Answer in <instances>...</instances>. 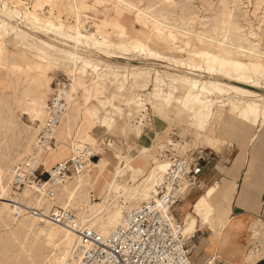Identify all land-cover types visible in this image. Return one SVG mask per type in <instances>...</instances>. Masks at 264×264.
<instances>
[{"label": "rangeland", "instance_id": "rangeland-1", "mask_svg": "<svg viewBox=\"0 0 264 264\" xmlns=\"http://www.w3.org/2000/svg\"><path fill=\"white\" fill-rule=\"evenodd\" d=\"M6 1L11 8L22 14H31V22L35 25L40 23L43 27H51L56 31H60L64 26L76 27L83 33L82 35H92L95 39L89 43L90 49H100L113 55V58L100 55L101 65L116 68L119 72L108 79L103 87L104 99L99 102H85L82 88L75 87L73 91L71 90V98L74 101L70 110L72 113L70 130L64 129L65 137H58V133L56 134L54 146L51 148L56 150V144L59 143L64 149L53 155L60 156L61 162L69 159L73 153L70 152L71 143L77 140L80 133H87L92 142V145L87 147L95 151L97 156L89 164L87 171L83 172L82 183H77V176L73 175L66 185L68 191H75L73 199L66 206V195L62 188L58 191L57 198L49 202H45L30 190L29 197L25 198V191H16L11 186L9 170L12 166L19 165L25 157H29L33 162L34 158L38 159L40 162L35 166H43L45 172L52 167L50 165L46 169L43 165L47 155L39 149L36 136L46 115V111L44 112L42 108L43 104L47 103L55 84L69 78L64 70L58 67L38 73L36 64L39 59L37 52L31 46L34 44L32 40L22 41L20 38L16 40L8 36L0 41V264H53L56 251L65 246V237L61 234L57 235L52 243H48L44 236L39 235L40 229L33 219L15 220L12 215L13 208L8 203L9 197L21 200L26 205L55 204L69 209L81 218L85 216L88 221L90 213L86 212V206L91 201L100 202L98 198L93 197L88 187L93 175L92 170L100 156L115 159L124 155L135 157L140 152H145L149 160V168L154 171L162 165L168 167L172 157L202 156L210 162L208 169H212L222 159H224L223 166L229 167L237 155L236 147L251 146L244 138L236 137L232 127L223 129L221 126L223 130L217 131L213 123H210L211 131L208 135L205 134V124L202 120L196 119L197 104L192 100L183 105L184 115L179 120L174 112L175 102L167 98L165 89L161 86L154 87L153 84H149V87L144 89L141 79L135 83L131 82L128 87L115 82L121 76L127 75L126 70L130 69V66H147L178 74L171 67H165V64L133 58L125 52V45L134 42V38H138L144 28L148 29L146 32L150 40L160 43L158 44L160 46L149 43V47L166 56L175 54L166 50L167 46L161 38L170 43L171 38L174 37L172 42L183 50L180 54L183 58H187L188 47L193 48V45L195 47L205 42L209 48H216L219 42H223L229 52L233 49L237 53L263 59L264 0ZM17 30L21 32L20 34L29 33L31 37L49 41L39 33L28 31L21 24L17 26ZM99 38L105 40V46L98 44ZM37 46L41 47V44ZM252 47L256 48L252 49ZM89 84L86 79L83 87L87 88ZM256 93L264 96V85L259 87ZM35 112L41 115L34 117ZM233 121L234 119H231L228 122ZM204 135L213 138L212 147H206L203 141ZM253 149L250 151L254 165L253 173L258 176L264 175V161H262L264 147L257 145ZM50 158L48 157V160ZM147 177L148 174L140 179L137 185L131 183L129 176L125 177V181L132 189H140L139 185H142ZM252 180L254 181V178ZM217 185V192L211 203L218 213L223 215L227 211L223 207L225 205L217 199L221 190L218 182ZM156 186L152 188L156 190ZM125 197L126 200L119 203L120 216L138 202L136 199L127 200L128 196ZM181 203L183 202L178 204ZM191 209L190 212L180 209L182 213L187 214V219H191L188 227L187 222L183 221L186 234H192L199 229V219L193 213L194 209L192 207ZM176 210L181 219L180 211ZM204 210L205 214L207 212L212 214L208 206ZM210 219L214 220L212 217ZM103 221H98L96 225L100 226ZM205 225L200 227V231L204 232L199 233L198 236L207 241L211 228L210 225ZM258 225L257 221L249 222L252 237L249 234L243 235L246 237V245L242 244L244 238L239 235L229 240L227 247L230 246V251L227 253V258H221L223 264L225 261L245 264V258L250 251H256L255 253H259L261 259H264V235H254ZM52 228L47 227L44 230L49 235L53 232ZM237 246L242 249L239 250ZM211 250L209 248L206 253L198 257L197 261L205 263L207 261L205 257L211 255ZM193 256L195 257L194 254ZM259 264H264V261Z\"/></svg>", "mask_w": 264, "mask_h": 264}, {"label": "bare ground", "instance_id": "bare-ground-1", "mask_svg": "<svg viewBox=\"0 0 264 264\" xmlns=\"http://www.w3.org/2000/svg\"><path fill=\"white\" fill-rule=\"evenodd\" d=\"M223 7L225 8V6ZM160 23L162 24V22ZM19 24L23 25L28 31L41 34L49 41H43V39L41 40L37 37H31L29 33L20 34L21 32L17 30ZM144 29L145 30L141 31L138 38H134V42L125 45V52L129 53L133 58H140L145 61L152 60L156 63L165 64V67H171L173 71L178 74L159 71L156 68L147 66H130V69L126 70L127 75L121 76L115 83L128 87L131 85V82L135 83L138 79H141L143 82L142 88L144 89L147 86L149 87V84H153L154 87L161 86L165 89L167 98H169L170 101L175 102L176 107L174 108V112L175 115L179 117V120H181L184 115L183 105L188 103L189 100H192L197 104L198 112L195 116L196 119L202 120L205 124V134L208 135L211 131L209 126L210 123H213L214 129L217 131L223 130L226 127H232L233 131H235L234 135L236 137L244 138L250 143L252 149L257 145H262L264 147V96L256 93V90L264 85V58L261 59L254 56L244 55V53H237L232 48L229 52L223 42H219V45L216 48H209L205 42H202L195 47L193 45V48L188 47L189 49L187 48L186 50L187 58H183L180 57L183 50L178 48L179 46L176 47L174 45L175 43L173 44L172 42L174 37L171 38L170 43L164 38H161L162 42L167 46L166 50L175 54L166 56L161 54L162 52H156L149 47V43L153 46H160L158 45L160 43L150 40L148 38V33L146 32L148 29ZM229 31L230 30H228V32ZM82 34L83 33H81L76 27L64 26L60 31H56L51 27H43L40 23L35 25L31 22V14H22L18 10L11 8L6 0H0V41L8 36L16 40H19V38L22 41L32 40L34 44L31 46L37 52L39 59L36 64L38 73L46 72L52 68L58 67V69L62 68L64 70L70 80L67 79L69 82V92L66 111L61 118L60 125L55 131L53 138H55L57 133L58 137H65L66 132H64V129H67L68 131L70 130V123L72 120V113H70V110L74 101V99L71 98V90L73 91L75 87L82 88L85 93V102H99L104 99V85L109 81L108 79L118 71V69L108 65H101V60L99 59L102 58L100 55H103L106 58H113V55H109V53L103 52L100 49H90L89 43L95 38L92 35L84 36ZM99 39L100 41L98 44L105 46V40L103 38ZM39 44H41V47L37 46ZM220 47H222V49H220ZM253 48L254 47H252V49ZM157 73L158 76L156 77ZM86 79L90 82L87 88L83 87V83ZM46 84H48V81ZM42 108L45 112L46 104H43ZM40 115L41 113H34V117H39ZM231 119H234V121L228 122ZM221 126H223V129ZM207 135H204V144L206 147H212V142L214 140L212 137H207ZM89 145H92V142H90V136L87 133H80L77 140L71 143L70 152L74 153L77 150L89 149L96 156L95 151H92L87 147ZM51 147L42 149L39 146V149L44 151V154L47 155V159H45L46 161L43 163V165L46 166V169H48L50 165L53 166L61 162L60 156L55 157L53 154L56 152L60 153V151L64 149V146L59 143L56 144V150H53ZM48 157H51L50 160H48ZM39 162L38 159L34 158V162L32 163L33 168H36L35 165ZM89 164H91V162L87 164L86 169L83 172L87 171ZM166 171V165L159 166L156 171L152 169L150 170L149 160L145 152H140L139 155L135 157H127L124 155L118 156L115 159L100 156L99 161L95 164L92 170L93 175L88 184L89 192L93 194L94 198H98L100 202L92 203L91 201L88 203L86 206V212L90 213V217L88 216L90 219L87 221L85 216L81 218L77 215L79 221L82 225L85 224L94 231L99 232L102 235H107L111 230L122 223L125 212L120 216L121 207L119 206V203L126 200L125 196H128L127 200L136 199L138 201L133 205V208L127 209V211L136 209L144 203H148L157 193V187L160 185L162 177ZM83 172L74 174V176H77V183L79 184L82 183L81 179L83 178ZM147 174V179L143 180V184H140L141 186L139 185L140 189H132L125 181V177L129 176L131 183L135 185L140 179L146 177ZM249 174V171H247L245 178H249ZM68 182L54 186L53 197L49 200H43L49 202L56 199L58 191L62 188L66 195V205L75 196L73 193L75 191L67 190L66 185ZM154 185H157L156 190L152 188ZM217 188L218 185L215 183L205 188L202 194L200 192H195L192 189H186V192L183 191L184 195L182 194L183 199H189L190 205L194 209L193 213L199 219V229L205 224L210 225L211 228L208 240L209 248L212 249V252L208 258H205L207 259L205 264H216L217 259L223 258L221 252L227 248L229 240L235 239L238 235L241 236L239 232L242 230V224L238 220H231L229 217V201L225 200L226 198H223L224 200H222V203L225 205L223 207H225L224 209L227 211L223 215H220L215 209V206L211 203V199L216 194ZM29 190L33 191L36 196H39L31 187H24L16 191H25V198H28V193H30ZM9 200L8 203L10 207L13 208V214L18 212V203L21 200L13 199L11 197H9ZM139 200L141 202H139ZM207 206L212 214L207 211L206 214L204 213V209L207 208ZM210 216L214 218V220L210 219ZM23 218L33 219L36 222L37 227L40 229L39 235L44 236L48 243H52L57 238V235L61 234L65 237V246L61 250L56 251L53 264H67L74 249L79 246V236L63 227L48 222L40 223L38 219L31 216L24 215L19 219ZM180 220L182 223L183 221L187 222V227L191 224V219H187V214L183 213ZM98 221H103L100 226L96 225ZM47 227H53V232L49 235L44 230V228ZM246 229V234H249L250 237H252L249 224ZM255 234L264 235V226L261 223L257 226V231L254 235ZM192 235L185 236L191 237ZM237 248L239 250L242 249L240 246H237ZM255 252L250 251L247 254L245 264H256L261 260L259 253L256 254ZM224 263L233 264L228 261H225Z\"/></svg>", "mask_w": 264, "mask_h": 264}, {"label": "built area", "instance_id": "built-area-1", "mask_svg": "<svg viewBox=\"0 0 264 264\" xmlns=\"http://www.w3.org/2000/svg\"><path fill=\"white\" fill-rule=\"evenodd\" d=\"M68 92L66 79L56 83L49 95L46 116L36 136L42 149L54 145L53 135L66 111ZM95 157L89 149L77 150L47 172L41 165L33 168L32 160L25 157L18 166L10 168L11 183L16 190L31 187L42 199L49 200L54 186L65 184L74 174L83 172ZM209 164L202 156L172 157L154 198L126 211L122 223L107 235L82 225L75 213L55 204L35 206L20 201L19 211L13 215L15 219L31 216L40 223L48 222L76 233L80 243L67 264H194L189 241L196 234L184 235L175 205L182 201L186 189L203 187L200 176Z\"/></svg>", "mask_w": 264, "mask_h": 264}, {"label": "crops", "instance_id": "crops-1", "mask_svg": "<svg viewBox=\"0 0 264 264\" xmlns=\"http://www.w3.org/2000/svg\"><path fill=\"white\" fill-rule=\"evenodd\" d=\"M236 149L237 155L235 156L233 162H231L232 165L229 167L223 166L222 163L224 162V159L218 161L212 169L207 168L200 176V181L203 184L201 189L196 190L195 188H189L187 190L192 189L195 192L203 193V188L205 189L208 186L218 182L219 185H221V190L218 193L217 199L219 202H222V199L226 197L229 201V217L231 220H238L242 224V230L240 229L241 231L239 233L244 238L242 240V244L246 245V237L243 235L247 233L246 227L249 222L254 220L264 226V203L262 201V196L264 193V175L262 174L261 176H258L253 173L254 165L252 161V155L250 157V151H253V149L249 145L243 148L236 147ZM247 171L250 173L249 178H245ZM253 178L254 181L252 180ZM181 202L183 203L175 205L176 209L179 211L180 209H184L189 212L192 210L189 199H183L182 196ZM180 215L181 217L183 215L181 211ZM200 230L201 229H197V231L192 232V234L195 233L196 236L193 240L189 241L191 247V261L194 264H204L198 263L199 261H197V259L203 253H206L209 250L208 237L207 241H205V238L198 236L199 233L204 232ZM192 234L185 233L187 236ZM229 251L230 246L221 252L223 259L227 258V253H229ZM223 259H217L216 264H223ZM263 261L264 259H261L256 264H259Z\"/></svg>", "mask_w": 264, "mask_h": 264}]
</instances>
